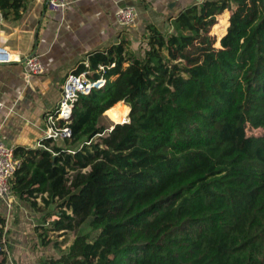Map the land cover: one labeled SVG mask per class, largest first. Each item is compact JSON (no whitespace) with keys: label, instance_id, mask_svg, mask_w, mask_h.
<instances>
[{"label":"trees","instance_id":"16d2710c","mask_svg":"<svg viewBox=\"0 0 264 264\" xmlns=\"http://www.w3.org/2000/svg\"><path fill=\"white\" fill-rule=\"evenodd\" d=\"M26 5L0 0L4 18ZM171 25L150 24L141 54L124 34L79 64L106 81L79 94L65 145L14 146L12 191L44 212L43 243L95 232L43 264H264V0H199ZM121 102L129 120L107 129Z\"/></svg>","mask_w":264,"mask_h":264},{"label":"crops","instance_id":"0c3cea01","mask_svg":"<svg viewBox=\"0 0 264 264\" xmlns=\"http://www.w3.org/2000/svg\"><path fill=\"white\" fill-rule=\"evenodd\" d=\"M198 1L77 0L66 10H51L46 0H27L20 17L0 21V46L22 58L0 62V136L13 146H42L41 140L47 133V114L59 104L68 74L75 72L81 62L89 64L90 52L119 42L124 34L133 50L141 44L144 52L150 24L171 31L172 18ZM128 4L137 8L138 15L133 24L123 27L116 22L115 12L119 6ZM31 52L40 54L43 72L28 71L23 58ZM14 202L24 211L29 210L32 218L41 215L42 211L35 210L30 202L16 195ZM14 207L0 199V213L6 219L5 239L13 246L17 260L30 255V251L35 254L29 246V237L37 236V223L28 222L21 213V223L25 221L30 231L21 230L19 241L25 245L17 246L13 233H8L9 213ZM24 251L26 254L22 255ZM35 264L43 263L36 260Z\"/></svg>","mask_w":264,"mask_h":264},{"label":"built area","instance_id":"2783aa9c","mask_svg":"<svg viewBox=\"0 0 264 264\" xmlns=\"http://www.w3.org/2000/svg\"><path fill=\"white\" fill-rule=\"evenodd\" d=\"M77 0H46L47 7L51 10H66L71 4ZM138 10L134 5L119 6L115 12L116 22L123 27L129 26L136 21ZM4 20V15L0 9V21ZM22 58L10 53L7 48L0 46V62H11L21 60ZM27 69L30 73H41L44 71V64L40 54L31 52L23 58ZM98 70H105L103 64L98 65ZM104 77L93 79L88 75V71L79 73L71 72L66 77L63 84V93L61 100L55 110L49 112L46 116L47 133L46 137L54 139L70 137L72 128L69 125L75 101L79 94L89 93L94 87H98L103 83ZM43 146V144H41ZM20 166V160L15 156L14 146L8 144L0 136V199L7 202L8 206H13L15 194L12 191L11 178L16 169ZM6 247L0 243V254L4 252Z\"/></svg>","mask_w":264,"mask_h":264},{"label":"rangeland","instance_id":"374dc122","mask_svg":"<svg viewBox=\"0 0 264 264\" xmlns=\"http://www.w3.org/2000/svg\"><path fill=\"white\" fill-rule=\"evenodd\" d=\"M232 11V10H230ZM135 51L139 54L143 53L142 50V46L137 45V49H135ZM131 110V107H130ZM129 114L127 116V120H129ZM116 122H119L113 115L111 111H108L107 113L105 112L101 119H100V124H104L105 126H107V129L112 128ZM55 141L59 144H63L65 145V140L61 139V138H57L55 139ZM15 206L12 212H8L9 213V222H8V226H9V231L8 233L12 232L13 236H14V240L17 241V246H22L24 247V242L21 243L20 240V236H21V230L26 231L29 230V225L25 224V221L21 223V213L23 212L25 217L24 219L27 220L30 223H37V224H42L44 221L43 216H44V212H41V215L37 216L36 218H32V216L30 215V211H24V209H21V206L18 203L14 202ZM54 209V206L51 207V210ZM53 217H56V215H54ZM23 224V225H21ZM22 226V227H21ZM22 228V229H21ZM78 232H89L91 233V235H93L95 232L92 231L90 225L88 222L84 223L77 231H69L67 232L65 235H61V233L59 232H50L49 233V238H52L53 241L48 243V244H44L42 239L38 236L36 237H29V243H30V248H32V250L35 251V254H33L30 251V255L26 256L25 251L22 253V255L24 254V259H14L13 256V246L11 244L8 243V245H5L6 247V251L8 254V262L7 264H31L34 263L35 261H40L42 258H49V257H57L59 256L63 251L68 249L69 244L71 243V241L73 240V238L75 237L76 233ZM29 234V233H28ZM8 240V239H7ZM16 244H15V249H16ZM29 249V248H28ZM36 258V259H35Z\"/></svg>","mask_w":264,"mask_h":264},{"label":"bare ground","instance_id":"6f19581e","mask_svg":"<svg viewBox=\"0 0 264 264\" xmlns=\"http://www.w3.org/2000/svg\"><path fill=\"white\" fill-rule=\"evenodd\" d=\"M110 111L119 122H124L127 120V116L130 113V105L125 102H121L112 107Z\"/></svg>","mask_w":264,"mask_h":264},{"label":"water","instance_id":"95a60500","mask_svg":"<svg viewBox=\"0 0 264 264\" xmlns=\"http://www.w3.org/2000/svg\"><path fill=\"white\" fill-rule=\"evenodd\" d=\"M125 121H127V120H125ZM117 123V122H116ZM114 127V126H113Z\"/></svg>","mask_w":264,"mask_h":264}]
</instances>
